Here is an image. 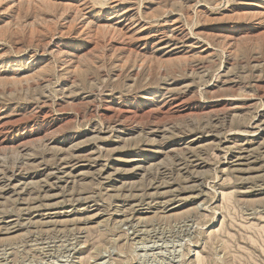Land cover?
<instances>
[{
  "label": "rangeland",
  "instance_id": "374dc122",
  "mask_svg": "<svg viewBox=\"0 0 264 264\" xmlns=\"http://www.w3.org/2000/svg\"><path fill=\"white\" fill-rule=\"evenodd\" d=\"M0 264H264V0H0Z\"/></svg>",
  "mask_w": 264,
  "mask_h": 264
},
{
  "label": "bare ground",
  "instance_id": "6f19581e",
  "mask_svg": "<svg viewBox=\"0 0 264 264\" xmlns=\"http://www.w3.org/2000/svg\"><path fill=\"white\" fill-rule=\"evenodd\" d=\"M136 21V20H135ZM133 23V22H132ZM135 26V25H134ZM113 28V27H112ZM112 28H110V29H112ZM107 30H108V28H106ZM113 30V29H112ZM127 30V29H126ZM129 31V30H128ZM114 31H112V33H113ZM68 172V171H67Z\"/></svg>",
  "mask_w": 264,
  "mask_h": 264
}]
</instances>
